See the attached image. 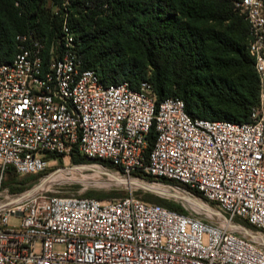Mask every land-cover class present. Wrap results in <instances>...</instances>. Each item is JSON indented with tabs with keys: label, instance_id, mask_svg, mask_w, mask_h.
Returning a JSON list of instances; mask_svg holds the SVG:
<instances>
[{
	"label": "built area",
	"instance_id": "obj_1",
	"mask_svg": "<svg viewBox=\"0 0 264 264\" xmlns=\"http://www.w3.org/2000/svg\"><path fill=\"white\" fill-rule=\"evenodd\" d=\"M234 6L249 25L259 79L247 122L192 117L178 97L156 103L145 80L137 89L104 84L81 67L66 25L64 47L46 65L42 43L31 33L17 36L12 60L0 61L1 170L42 173L57 162L48 155L77 151L128 178L141 172L177 180L186 186L174 188L199 191L218 215L211 221L131 194L109 201L6 194L0 264H264V0Z\"/></svg>",
	"mask_w": 264,
	"mask_h": 264
},
{
	"label": "trees",
	"instance_id": "obj_2",
	"mask_svg": "<svg viewBox=\"0 0 264 264\" xmlns=\"http://www.w3.org/2000/svg\"><path fill=\"white\" fill-rule=\"evenodd\" d=\"M236 0H0V61L9 62L19 49V34H30L42 45L43 65L64 47L66 25L73 35L81 67L93 69L104 84L127 81L137 89L151 83L156 103L167 97L183 100L192 117L250 120L259 101V79L248 52L249 25L235 8ZM155 139L153 128L148 147ZM47 158L62 162V156ZM75 164L97 162L116 169L101 158L88 159L71 152ZM49 169V168H48ZM33 176V179L47 173ZM12 178L19 174L7 168ZM132 176L186 186L177 180ZM29 177L7 182L10 192L22 191ZM202 197V194L193 190ZM117 190L113 197H124ZM85 197L103 199L88 190ZM181 212L180 206L166 204ZM252 228L245 219H236Z\"/></svg>",
	"mask_w": 264,
	"mask_h": 264
},
{
	"label": "rangeland",
	"instance_id": "obj_3",
	"mask_svg": "<svg viewBox=\"0 0 264 264\" xmlns=\"http://www.w3.org/2000/svg\"><path fill=\"white\" fill-rule=\"evenodd\" d=\"M24 177L29 178L23 183L25 187L22 191L10 192L9 189H7L8 186H2L3 181L13 182ZM128 179V177L118 173L117 169L108 168L94 161L75 164L71 161L70 157H66L62 159L61 163L58 162V160L55 163H51L47 173L38 176L36 180L33 179V176L27 175H18L17 178H12V176L7 173V169L1 170L0 168V197L9 194V197L12 198L36 190L40 191L43 195L48 196H85V193L88 190H92L96 194H104V198L100 200L109 201L119 198L118 196L113 197V195L117 190H122L126 193L124 196L131 194L145 202L160 204L166 208H168L166 204H172L174 206L178 205L181 207V212L183 213H191L204 219H210L211 221L217 219L213 216V214H217L215 207L211 205V203H206L203 199H199V196L196 194H193V197H191L182 189L174 188V185L172 184L162 183L155 180H145L143 178H140L139 180L138 178H135V180H133V182L143 180L147 183H155L159 187L174 194V196L168 195L167 193H161L162 195H160L155 193L158 191L152 190L149 187H147V189L151 191L146 190V187L130 185ZM195 198L204 204H208L213 211L209 212L207 205L206 208L208 211L204 210V207L200 208L199 205L194 202ZM211 215L214 219L210 217ZM248 228L249 227H247V229Z\"/></svg>",
	"mask_w": 264,
	"mask_h": 264
},
{
	"label": "bare ground",
	"instance_id": "obj_4",
	"mask_svg": "<svg viewBox=\"0 0 264 264\" xmlns=\"http://www.w3.org/2000/svg\"><path fill=\"white\" fill-rule=\"evenodd\" d=\"M126 179V178H125ZM133 180H135V178H129L128 179V181H130V185H133V186H138V187H149L150 189H152V190H155V191H158V192H160V193H163V194H165V193H167L168 195H171V196H174V194L172 193V192H170V191H166L165 189H163V188H161V187H159L157 184H155V183H147V182H144L143 180H141V181H137V182H133ZM139 180V179H138ZM137 183V184H136ZM142 183V184H141ZM143 183H145V184H143ZM148 184V185H147ZM149 184H151V185H149ZM166 188V187H165ZM188 195V194H187ZM190 196V195H189ZM192 197V196H191ZM194 202L195 203H197L198 205H199V207L200 208H202V207H204L203 209L204 210H206V211H208V209H209V212H212L213 210L208 206V204H204V203H202V202H200V200H198V199H196L195 198V200H194ZM206 205L208 206V209L206 208ZM218 214V213H217Z\"/></svg>",
	"mask_w": 264,
	"mask_h": 264
},
{
	"label": "water",
	"instance_id": "obj_5",
	"mask_svg": "<svg viewBox=\"0 0 264 264\" xmlns=\"http://www.w3.org/2000/svg\"><path fill=\"white\" fill-rule=\"evenodd\" d=\"M146 190H149V189H147V188H145ZM149 191H151V190H149ZM155 192V191H154ZM155 193H157V194H160V195H162L161 193H158V192H155ZM167 196V195H166ZM254 237V236H253Z\"/></svg>",
	"mask_w": 264,
	"mask_h": 264
}]
</instances>
